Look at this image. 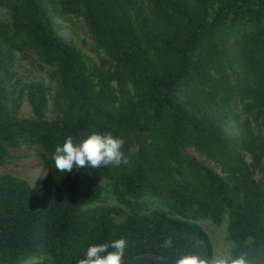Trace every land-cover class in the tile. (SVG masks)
<instances>
[{
  "label": "trees",
  "instance_id": "obj_1",
  "mask_svg": "<svg viewBox=\"0 0 264 264\" xmlns=\"http://www.w3.org/2000/svg\"><path fill=\"white\" fill-rule=\"evenodd\" d=\"M0 10V166L10 147L37 144L47 171L34 186L0 175V264H77L120 238L127 264H211L205 219L227 224V264H264V0H0ZM74 16L108 59L88 63L58 32ZM19 53L54 68L56 86L18 77ZM92 132L124 139L130 163L58 172L55 147Z\"/></svg>",
  "mask_w": 264,
  "mask_h": 264
},
{
  "label": "rangeland",
  "instance_id": "obj_2",
  "mask_svg": "<svg viewBox=\"0 0 264 264\" xmlns=\"http://www.w3.org/2000/svg\"><path fill=\"white\" fill-rule=\"evenodd\" d=\"M4 16L5 14L0 10V18ZM56 21L58 23L60 19L56 18ZM61 23L66 26L58 28V32L68 40L73 41L78 48L89 57L90 60L88 63L91 64L92 62H96L99 64L100 58L108 59L104 52L95 49L94 37L87 29L81 17L74 16L71 21H61ZM17 70L18 77H21L26 81L42 80L47 85H51V87H55L57 84V77L54 68L39 61L32 53H26V55L21 53L18 54ZM239 105H241L240 102ZM52 107V101H50L47 110V118L49 119L54 117ZM30 114L31 109L29 103L26 101L20 111V116H29ZM187 150L200 162L206 163L215 170H219V167L213 161H208L193 148H187ZM42 151L40 145L37 144H24L10 147V155L7 163L0 166V175L8 173L22 177L34 186L41 175L47 174L43 164ZM246 158L250 160L248 154H246ZM99 191L103 194L109 195L111 188L105 181H102ZM109 201L117 204L114 197H111ZM200 222L210 234L215 245V258L211 264H221V262L227 264L228 253L231 248V242L226 239L227 224L223 223L219 226L209 219L201 220ZM28 263H30V261H27L25 264Z\"/></svg>",
  "mask_w": 264,
  "mask_h": 264
},
{
  "label": "clouds",
  "instance_id": "obj_3",
  "mask_svg": "<svg viewBox=\"0 0 264 264\" xmlns=\"http://www.w3.org/2000/svg\"><path fill=\"white\" fill-rule=\"evenodd\" d=\"M124 145V139L111 133L92 132L79 142L68 136L62 145L55 147L52 159L55 169L60 173H72L74 169L120 167L130 163V155L123 151ZM171 244V237H168L162 246L168 249ZM127 247L128 241L125 238L109 243L92 244L77 264H127L125 259ZM175 264H206V261L196 255H182ZM233 264L245 262L239 259L233 261Z\"/></svg>",
  "mask_w": 264,
  "mask_h": 264
}]
</instances>
